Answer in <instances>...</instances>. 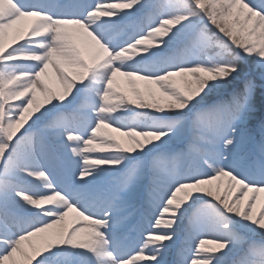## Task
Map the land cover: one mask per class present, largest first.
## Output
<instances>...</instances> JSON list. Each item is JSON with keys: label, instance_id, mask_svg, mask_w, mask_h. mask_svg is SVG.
I'll return each instance as SVG.
<instances>
[{"label": "snow or ice", "instance_id": "obj_1", "mask_svg": "<svg viewBox=\"0 0 264 264\" xmlns=\"http://www.w3.org/2000/svg\"><path fill=\"white\" fill-rule=\"evenodd\" d=\"M262 194L264 0H0V264H264Z\"/></svg>", "mask_w": 264, "mask_h": 264}, {"label": "rangeland", "instance_id": "obj_2", "mask_svg": "<svg viewBox=\"0 0 264 264\" xmlns=\"http://www.w3.org/2000/svg\"><path fill=\"white\" fill-rule=\"evenodd\" d=\"M121 86H122V87H124V88H126V87H127V85H125V84H123V83H122V85H121ZM262 195H264V194H262Z\"/></svg>", "mask_w": 264, "mask_h": 264}]
</instances>
